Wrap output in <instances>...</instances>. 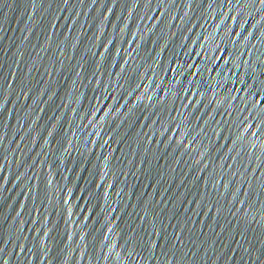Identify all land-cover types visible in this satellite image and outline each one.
I'll use <instances>...</instances> for the list:
<instances>
[{"label": "water", "instance_id": "water-1", "mask_svg": "<svg viewBox=\"0 0 264 264\" xmlns=\"http://www.w3.org/2000/svg\"><path fill=\"white\" fill-rule=\"evenodd\" d=\"M0 264H264V0H0Z\"/></svg>", "mask_w": 264, "mask_h": 264}]
</instances>
